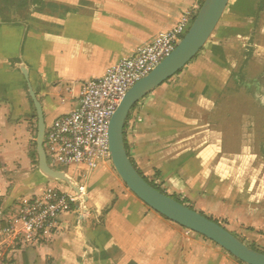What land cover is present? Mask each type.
Returning a JSON list of instances; mask_svg holds the SVG:
<instances>
[{"label": "crops", "instance_id": "obj_1", "mask_svg": "<svg viewBox=\"0 0 264 264\" xmlns=\"http://www.w3.org/2000/svg\"><path fill=\"white\" fill-rule=\"evenodd\" d=\"M202 1L60 0L58 13H36L22 23L0 19V228L46 187L69 191L30 169L21 153L36 123L21 68L46 128L76 108L85 82L172 29ZM255 2L238 0L198 55L134 107L124 141L143 177L168 196L186 199L245 245L264 250L262 157L236 137L231 142L225 122L216 118L240 49L264 50V12L254 28ZM64 172L84 188L86 202L37 240L0 249V264H243L151 210L111 163Z\"/></svg>", "mask_w": 264, "mask_h": 264}, {"label": "built area", "instance_id": "obj_2", "mask_svg": "<svg viewBox=\"0 0 264 264\" xmlns=\"http://www.w3.org/2000/svg\"><path fill=\"white\" fill-rule=\"evenodd\" d=\"M198 10L199 7L187 12L176 26L119 60L101 78L82 85L76 108L45 128L43 149L49 167L61 171L84 167L93 171L102 163H110L108 128L116 108L137 81L172 53ZM79 189L85 194L82 186ZM78 201L79 196L70 189L65 192L46 187L23 203L7 226L0 228V249L37 240Z\"/></svg>", "mask_w": 264, "mask_h": 264}, {"label": "water", "instance_id": "obj_3", "mask_svg": "<svg viewBox=\"0 0 264 264\" xmlns=\"http://www.w3.org/2000/svg\"><path fill=\"white\" fill-rule=\"evenodd\" d=\"M229 1L203 0L186 34L172 53L127 91L109 123L110 163L126 188L151 210L181 228L208 239L243 264H264L263 253L252 250L222 226L150 186L131 164L124 143V126L132 108L154 89L183 70L198 55L213 34ZM21 72L27 82L28 95L36 115L37 172L48 181L65 184L79 196L78 202L83 205L86 196L80 192L79 185L64 171L52 169L47 164L43 149L45 124L42 108L28 83L26 70L21 68Z\"/></svg>", "mask_w": 264, "mask_h": 264}, {"label": "rangeland", "instance_id": "obj_4", "mask_svg": "<svg viewBox=\"0 0 264 264\" xmlns=\"http://www.w3.org/2000/svg\"><path fill=\"white\" fill-rule=\"evenodd\" d=\"M59 2L60 0H41L36 4L32 3V0H0V19L4 22L22 23L32 20L31 16L36 13H58L63 8ZM237 2L238 0L229 1L221 17V23L217 29L215 28L216 31L214 30L215 33ZM243 8H246V4ZM247 8L250 9V5ZM249 50V47L240 49L238 66L234 71L236 78L233 79L225 97L216 102L220 107L216 112V118L225 122L226 135L231 142H234L236 137L243 147H247V151L261 155V159L258 157L260 159L258 167L262 170L264 169V50L252 53ZM246 58H248L247 64L244 63ZM28 132L29 141L21 153L25 155L29 168L37 171V165L32 163V160L37 161V156L36 159L35 157L31 159L29 156V153L35 149V122L29 126Z\"/></svg>", "mask_w": 264, "mask_h": 264}, {"label": "trees", "instance_id": "obj_5", "mask_svg": "<svg viewBox=\"0 0 264 264\" xmlns=\"http://www.w3.org/2000/svg\"><path fill=\"white\" fill-rule=\"evenodd\" d=\"M41 0H32V3H39ZM203 2V1H202ZM202 2H200V5L202 4ZM264 12V0H256V2H255V4H254V15H253V26H254V28H256L257 27V24H258V21H259V19H260V15H261V13H263ZM203 49V48H202ZM249 52L251 53V49L249 50ZM249 56H250V54H249ZM247 62H248V58H246L245 59V61H244V63L245 64H247ZM181 72V71H180ZM180 72H178L177 74H179ZM232 78L234 79V78H236L235 77V75H234V73H232ZM137 105V104H136ZM135 105V106H136ZM134 106V107H135ZM134 107L132 108V110L134 109ZM131 110V111H132ZM130 111V112H131ZM130 115V114H129ZM34 117H36V115L34 116ZM129 117V116H128ZM128 119V118H127ZM126 122H127V120H126ZM125 126H126V123H125ZM125 126H124V130H125ZM124 143H125V141H124ZM34 146H35V144H34ZM125 149H126V152H127V148H126V145H125ZM127 155H128V158H129V160H130V162H131V164L134 166V168L136 169V167H135V164H134V162L130 159V157H129V154H128V152H127ZM29 156H30V158L31 159H33V157H35V159H36V153H35V149H34V151L33 152H30L29 153ZM32 163L33 164H35V165H37V161H34V160H32ZM64 170V169H63ZM137 170V169H136ZM138 171V170H137ZM138 173L141 175V173L138 171ZM142 176V175H141ZM143 177V176H142ZM143 179L150 185V186H152L154 189H156L157 191H159V192H161V193H164V194H166L165 193V191L163 190V189H161V187L158 185V184H156V183H154L153 181H149L147 178H145V177H143ZM167 195V194H166ZM171 198H173L174 200H176L177 202H179L180 204H182V205H185V206H187V207H189L190 209H192V207L189 205V202L186 200V199H181L179 196H177V195H171L170 196ZM193 210V209H192ZM200 214H202V213H200ZM203 215V214H202ZM204 216V215H203ZM210 220H212V221H214L215 223H217L218 225H220V226H222L218 221H216V220H213V219H211V218H209ZM223 227V226H222ZM224 228V227H223ZM241 241V240H240ZM242 243H244L243 241H241ZM246 246H248V245H246ZM249 248H251L252 250H254V251H257V252H260V253H263L264 254V250H262V249H257V248H255L254 246H248ZM240 262V261H239Z\"/></svg>", "mask_w": 264, "mask_h": 264}]
</instances>
